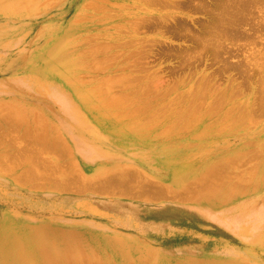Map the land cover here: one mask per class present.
Here are the masks:
<instances>
[{
  "label": "rangeland",
  "instance_id": "1",
  "mask_svg": "<svg viewBox=\"0 0 264 264\" xmlns=\"http://www.w3.org/2000/svg\"><path fill=\"white\" fill-rule=\"evenodd\" d=\"M31 8L0 5V128H29L32 108L69 128L81 148L70 146L67 197L56 194L60 184L33 195L1 174L0 264H264V0H33ZM3 134L0 162L19 164L20 143ZM78 151L86 169L116 165L85 179L72 163ZM122 189L139 202L124 235L157 253L59 227L94 196ZM177 241L201 248L177 259L165 250Z\"/></svg>",
  "mask_w": 264,
  "mask_h": 264
},
{
  "label": "crops",
  "instance_id": "2",
  "mask_svg": "<svg viewBox=\"0 0 264 264\" xmlns=\"http://www.w3.org/2000/svg\"><path fill=\"white\" fill-rule=\"evenodd\" d=\"M34 111L35 110H32L31 108L30 117L26 118L29 128H0L1 132L4 131L5 134H7L6 137L8 135H10L11 138L12 136H15V140L20 143V148L22 150L20 155L22 156L21 158H23L19 164L7 163L5 164V166H2L3 164L0 163V177L2 173H4L6 177L14 175L12 178L8 177L4 179H7L8 181L12 179L15 182H20L22 187L35 189L36 192H33V195H45V192L39 191H42L44 189L53 190L60 184V193L56 194L62 197H67L69 196V194L64 190L68 189L70 185V146L72 144L77 150H80L81 142L79 141V139L76 140V137H73L71 135L69 128H54L53 122L49 120L42 111H35L38 117H34ZM20 119V121H23L21 117ZM39 131H41L42 133ZM38 135H40V137ZM46 138L48 139L46 140ZM1 146L2 144L0 143V148ZM22 152L24 155L22 154ZM35 153H37L38 155ZM25 154L27 157L25 156ZM33 155L37 157H34ZM28 156L34 157L35 160H33V158L31 160ZM77 157V162L76 159H73L72 163L75 165H78L77 163L80 164V167L85 172L83 175L85 179L92 180V177L95 175V170L97 168L101 169L105 166L104 164L110 163L109 161L103 163L99 162L96 163V165H91L86 169L84 165L86 164V162H82V156H80L79 151ZM18 165H20L21 167H18ZM112 165L116 164L113 163ZM128 192V190L122 189V192L116 193L114 195L110 194V196H107L101 194L100 196H94L98 199V201L93 204L95 207L91 206L90 204L84 203L83 209L86 211L83 215L79 216L78 218L75 217L76 219H65L62 224L58 226L62 228L67 234L68 232L93 234L96 236L94 238H98L97 236L106 238V236L109 235L110 238L117 239V241L121 240L128 245L131 244L134 246H148L149 250H153L157 253L156 248L152 243H149L148 241L140 238L129 237L128 234L124 235V232H126L128 228L127 225L129 223L135 224L137 222L134 216V213L136 212L134 203H139L137 201H131ZM80 205L81 203L79 204V206ZM119 206H128V208L120 211V209L118 208ZM131 235L136 236L134 234ZM184 247L185 246L177 241V259L186 257L181 252L179 253L180 249Z\"/></svg>",
  "mask_w": 264,
  "mask_h": 264
},
{
  "label": "bare ground",
  "instance_id": "3",
  "mask_svg": "<svg viewBox=\"0 0 264 264\" xmlns=\"http://www.w3.org/2000/svg\"><path fill=\"white\" fill-rule=\"evenodd\" d=\"M32 1L33 0H10V1H8L7 2V0H0V5L1 6H3V7H5V6H7V5H9L10 7H18V8H27V9H32L31 7H32ZM145 1H147V0H145ZM152 1H154V0H152ZM146 3V2H145ZM26 9V10H27ZM15 12V11H14ZM136 25H137V23H136ZM138 27V26H137ZM143 27V26H142ZM139 28V27H138ZM135 35V34H134ZM123 39V38H122ZM98 41V40H97ZM144 41V40H143ZM142 41V42H143ZM92 46H95V45H92ZM96 47V46H95ZM94 48V47H93ZM92 48V49H93ZM91 49V48H90ZM101 49H102V47H101ZM94 50H95V48H94ZM99 49H97V50H95V51H98ZM89 51V50H88ZM91 51V50H90ZM101 52H102V50H100ZM141 51V50H140ZM91 52H93V51H91ZM96 52H94V54H95ZM106 53H107V50H106ZM137 53V52H136ZM142 53V52H141ZM101 54H103V53H101ZM100 53L99 54H96V57H97V55H101ZM108 54V53H107ZM125 54V53H124ZM124 54H122V55H124ZM131 54V53H130ZM133 54V53H132ZM140 54V53H139ZM91 55V54H90ZM121 55V54H120ZM81 56H83V55H81ZM93 56V55H92ZM109 56H110V54H109ZM112 56H113V54H112ZM119 56V55H118ZM133 56V55H132ZM131 55H129V56H127L126 58L128 59V57L130 58V57H132ZM134 56H138V53H137V55H135V53H134ZM133 56V57H134ZM91 57V56H90ZM94 57H95V55H94ZM108 57V56H107ZM93 58V57H92ZM118 58V57H117ZM116 58V59H117ZM126 58H124V61L125 60H127ZM139 58V57H138ZM94 60H95V58H93ZM98 59V58H97ZM96 59V60H97ZM110 59L112 60L113 58H111L110 57ZM116 59H113L114 61L116 60ZM135 59V58H134ZM104 60V59H103ZM107 60V59H106ZM136 60V59H135ZM107 61H109V60H107ZM114 61H113V63H114ZM117 61V60H116ZM130 61V60H129ZM101 62H105V61H101ZM98 63H100V62H98ZM108 65H109V63H108ZM144 65V64H143ZM103 67H105V66H103ZM107 67V66H106ZM143 67V66H142ZM109 67H107V68H105V69H108ZM129 69V68H128ZM102 70V69H101ZM100 70V71H101ZM122 72V71H121ZM120 76H122V75H120ZM120 78V77H119ZM125 78V77H124ZM127 78V77H126ZM125 78V79H126ZM111 79H113V81H115V80H117L118 79V77H117V79H115V78H111ZM110 79V80H111ZM122 79H123V77H122ZM122 79H120V80H122ZM119 80V81H120ZM122 81H124V79L122 80ZM128 81V80H127ZM121 82V81H120ZM125 82H126V80H125ZM124 82V83H125ZM143 82V81H142ZM264 82V81H263ZM112 83V82H111ZM115 82H113L112 84H114ZM127 83V82H126ZM125 83V84H126ZM116 84L118 85V84H122V82L121 83H117L116 82ZM135 87V86H134ZM95 94V93H94ZM64 96V95H63ZM66 96V95H65ZM199 97V96H198ZM95 98V97H94ZM202 98V97H201ZM89 99V98H88ZM100 99H103L104 100V98H100ZM103 100H100V101H103ZM193 100H195V99H193ZM192 100V102H193V104H196V102H198V101H193ZM123 102H124V99L122 100ZM88 102V101H87ZM259 102V101H258ZM125 103V102H124ZM201 103V102H200ZM110 104V103H109ZM112 104V103H111ZM110 104V105H111ZM241 104V103H240ZM73 105H74V103H73ZM106 105V104H105ZM123 105V104H122ZM128 105V104H127ZM192 105V104H191ZM191 105H189V107L191 106ZM237 105V104H236ZM264 105V104H263ZM75 106V105H74ZM117 106H119V105H117ZM244 106V105H243ZM242 106V107H243ZM247 106V105H246ZM261 106V105H260ZM77 107V106H76ZM103 107V106H102ZM121 107H124V105L123 106H121ZM188 107V106H187ZM120 108V107H119ZM191 108V107H190ZM196 108V107H195ZM194 108V109H195ZM215 108V107H214ZM234 108V107H233ZM192 109V108H191ZM197 109V108H196ZM216 109V108H215ZM243 109V108H242ZM239 110V109H238ZM241 110V109H240ZM264 110V109H263ZM186 111H187V109H186ZM207 111V110H206ZM188 112H190V111H188ZM18 113H20V112H18ZM188 114V113H187ZM205 114V113H204ZM3 115V114H2ZM15 115H17V114H15ZM25 115V114H24ZM197 116V115H196ZM201 116V115H200ZM16 117V119H17V116H15ZM19 117V116H18ZM184 118V117H183ZM11 119H12V115H11ZM19 120H21L20 119V117L18 118ZM22 119H24V118H22ZM237 119V118H236ZM194 120V119H193ZM247 120V119H246ZM195 121V120H194ZM4 122V121H3ZM190 123V122H189ZM6 124V123H5ZM134 124V123H133ZM2 125V124H1ZM0 125V126H1ZM46 125V124H45ZM1 130V129H0ZM3 130V129H2ZM36 130V129H35ZM38 131V130H37ZM36 132V131H35ZM39 132H41V131H39ZM3 133H5L4 131H3ZM42 133V132H41ZM37 134V133H36ZM44 134H46V133H44ZM61 134V133H60ZM3 135H5V134H3ZM41 135V134H40ZM40 135H38L39 137H40ZM48 135V134H47ZM46 135V136H47ZM3 137V136H2ZM35 137V136H34ZM45 137V136H44ZM3 139V138H2ZM6 139H7V137H6ZM41 139H44V138H41ZM48 138H46V140H47ZM40 140V139H39ZM1 141V140H0ZM4 141V140H3ZM8 141H9V139H8ZM6 142V141H5ZM42 142V141H41ZM45 142H47V141H45ZM54 142V141H53ZM40 143V142H39ZM13 144V143H12ZM11 145V144H10ZM9 145V146H10ZM13 146V145H12ZM32 146V145H31ZM38 146H39V144H38ZM1 148H2V146H1ZM10 148V147H9ZM40 148V147H39ZM38 149V148H37ZM27 150V149H26ZM95 150V149H94ZM31 152V151H30ZM34 152V151H33ZM35 152H36V150H35ZM60 152V151H59ZM27 153V152H26ZM238 153H240V152H238ZM238 153H236V154H238ZM262 153H264V152H262ZM5 154H7V153H5ZM4 154V155H5ZM10 154V153H9ZM9 154H7V155H9ZM17 154V153H16ZM22 154H23V152H22ZM35 154H37V153H35ZM61 154V153H60ZM261 154V153H260ZM24 155V154H23ZM29 155V154H28ZM30 155H31V153H30ZM38 155V154H37ZM40 155V154H39ZM262 155V154H261ZM1 156H2V154H1ZM13 156V155H12ZM19 156V155H18ZM25 156H26V154H25ZM34 157H37V156H35V155H33ZM256 156L258 157V154H256ZM253 157L255 160L256 159H258L257 157ZM264 156V155H263ZM7 157V156H6ZM5 157V158H6ZM9 157H11V156H9ZM8 157V158H9ZM27 157V156H26ZM29 157V156H28ZM32 157V156H31ZM30 157V158H31ZM33 157V158H34ZM13 158H17V157H12L11 159H13ZM232 158V157H231ZM10 159V160H11ZM25 159V158H24ZM39 159V158H38ZM242 158H240V160H241ZM1 160V159H0ZM33 160H35V159H33ZM228 160V159H227ZM230 160V159H229ZM237 160V159H236ZM254 160V161H255ZM7 161H9L8 159H6V162ZM17 161H18V159H17ZM20 161V160H19ZM234 161V160H233ZM257 161V160H256ZM262 161V160H261ZM1 163V162H0ZM2 163H4V160L2 161ZM13 163V162H12ZM230 163H232V162H230ZM235 164H236V162H235ZM13 165V164H12ZM255 166H256V164H254ZM260 165V164H259ZM262 165V164H261ZM3 166V165H2ZM8 166V165H7ZM225 166V165H224ZM15 167V166H14ZM227 167V166H226ZM229 167V166H228ZM236 167V166H235ZM254 167V166H253ZM11 168V167H10ZM13 168V167H12ZM256 168H258V167H256ZM248 169V168H247ZM28 171V170H27ZM212 171V170H211ZM249 171V170H248ZM247 171V172H248ZM258 171V170H257ZM254 172H255V170H254ZM254 172H252L253 173V176H254ZM29 174V173H28ZM27 174V175H28ZM247 174V173H246ZM245 174V175H246ZM257 174V173H256ZM25 175V174H24ZM32 175H33V173H32ZM249 175H250V173H249ZM220 176V175H219ZM223 177V176H222ZM246 177H247V175H246ZM262 177H264V176H262ZM239 178V177H238ZM241 178V177H240ZM239 178V180H241ZM249 178H251V177H249ZM18 179V178H17ZM229 179H231V178H229ZM233 179V178H232ZM236 179V178H235ZM244 179H247V178H244ZM252 179V178H251ZM25 180H26V178H25ZM29 180V179H28ZM253 180V179H252ZM263 180V179H262ZM208 181H210V180H208ZM213 181V180H212ZM217 181V180H216ZM247 181V180H246ZM255 181V180H254ZM206 182V181H205ZM238 182V181H237ZM244 182V181H243ZM242 182V184H244ZM123 183V182H122ZM236 183V182H235ZM208 184V183H207ZM214 186H216L217 184H215V183H212ZM220 184V183H219ZM224 184V183H223ZM240 184V183H239ZM241 184V185H242ZM125 185V184H124ZM209 185V184H208ZM226 185V184H225ZM225 185H223V186H225ZM235 185V184H234ZM112 186V185H111ZM130 186H132V185H130ZM129 187V186H128ZM204 187H206V186H204ZM208 187H210V186H208ZM222 187V186H221ZM218 188V187H217ZM223 188V187H222ZM235 188L236 187H234V190H235ZM246 188V187H245ZM207 189V188H206ZM210 188H208V190H209ZM216 189V188H215ZM220 189V188H219ZM211 190V189H210ZM231 190H233V189H231ZM237 190V189H236ZM238 190H240V189H238ZM238 190H237V192H238ZM219 191V190H218ZM240 192V191H239ZM219 193H220V191H219ZM212 195V194H211ZM215 195H216V193H215ZM213 196V195H212ZM211 196V197H212ZM239 196V195H238ZM231 197V196H230ZM260 202H261V204L264 206V199H262V200H260ZM145 209V208H144ZM146 211V210H145ZM147 212V211H146ZM28 239V238H27ZM43 239V238H42ZM20 240H21V238H20ZM47 248V247H46ZM200 246H190V245H186L184 248H182V249H180V251H198V250H200ZM28 249V248H27ZM165 250H167V251H170V252H177V247H176V249L174 248V247H168V248H165ZM50 255V254H49ZM62 258V257H61ZM29 259V258H28ZM57 259V258H56ZM60 259V258H59ZM3 260V259H2ZM58 260V259H57ZM62 260V259H61ZM58 262V261H57ZM56 262V263H57ZM61 262V261H60ZM15 263V262H14ZM63 263V262H62Z\"/></svg>",
  "mask_w": 264,
  "mask_h": 264
}]
</instances>
